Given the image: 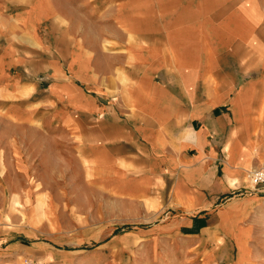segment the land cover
I'll return each mask as SVG.
<instances>
[{
    "label": "crops",
    "instance_id": "1",
    "mask_svg": "<svg viewBox=\"0 0 264 264\" xmlns=\"http://www.w3.org/2000/svg\"><path fill=\"white\" fill-rule=\"evenodd\" d=\"M0 3V92L34 123L9 145L158 216L173 263L264 264V0Z\"/></svg>",
    "mask_w": 264,
    "mask_h": 264
},
{
    "label": "rangeland",
    "instance_id": "2",
    "mask_svg": "<svg viewBox=\"0 0 264 264\" xmlns=\"http://www.w3.org/2000/svg\"><path fill=\"white\" fill-rule=\"evenodd\" d=\"M15 105L11 92H0V264H178L167 257V235L147 228L158 216L135 214L81 176L70 181V168L9 145L31 137L21 132L34 124L13 117Z\"/></svg>",
    "mask_w": 264,
    "mask_h": 264
},
{
    "label": "built area",
    "instance_id": "3",
    "mask_svg": "<svg viewBox=\"0 0 264 264\" xmlns=\"http://www.w3.org/2000/svg\"><path fill=\"white\" fill-rule=\"evenodd\" d=\"M249 178L254 185L264 187V164L250 170Z\"/></svg>",
    "mask_w": 264,
    "mask_h": 264
}]
</instances>
